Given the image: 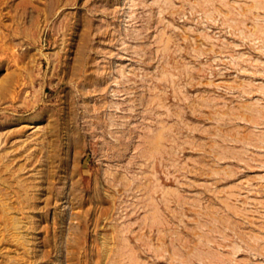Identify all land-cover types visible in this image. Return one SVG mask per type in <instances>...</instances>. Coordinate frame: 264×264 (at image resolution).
<instances>
[{
    "label": "rangeland",
    "instance_id": "obj_1",
    "mask_svg": "<svg viewBox=\"0 0 264 264\" xmlns=\"http://www.w3.org/2000/svg\"><path fill=\"white\" fill-rule=\"evenodd\" d=\"M0 264H264V0H0Z\"/></svg>",
    "mask_w": 264,
    "mask_h": 264
},
{
    "label": "bare ground",
    "instance_id": "obj_2",
    "mask_svg": "<svg viewBox=\"0 0 264 264\" xmlns=\"http://www.w3.org/2000/svg\"><path fill=\"white\" fill-rule=\"evenodd\" d=\"M3 210H4V208H3Z\"/></svg>",
    "mask_w": 264,
    "mask_h": 264
}]
</instances>
